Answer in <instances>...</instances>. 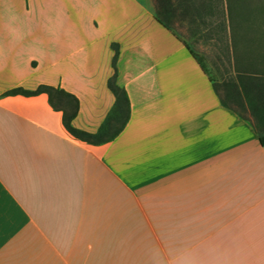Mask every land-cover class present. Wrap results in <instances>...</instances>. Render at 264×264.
I'll list each match as a JSON object with an SVG mask.
<instances>
[{
	"label": "crops",
	"instance_id": "obj_1",
	"mask_svg": "<svg viewBox=\"0 0 264 264\" xmlns=\"http://www.w3.org/2000/svg\"><path fill=\"white\" fill-rule=\"evenodd\" d=\"M113 73L128 119L100 145L4 94L59 87L93 133ZM0 264H264V143L152 0H0Z\"/></svg>",
	"mask_w": 264,
	"mask_h": 264
},
{
	"label": "trees",
	"instance_id": "obj_2",
	"mask_svg": "<svg viewBox=\"0 0 264 264\" xmlns=\"http://www.w3.org/2000/svg\"><path fill=\"white\" fill-rule=\"evenodd\" d=\"M153 1V16L155 20L162 25L165 29L177 38L188 50L189 54L195 59L201 70L207 73L208 80L220 103L223 107L229 108L230 96L233 90V112L237 116L247 121L254 133L258 137L260 144L264 143V73H260L259 69L250 64L251 62H243L237 59L240 54L233 50V85L230 83L228 77L215 78L208 73L203 67L199 56L195 52L194 46L197 44L196 38L192 37L193 29L196 27L193 17L202 21V17L208 11L212 10L211 0H152ZM220 3V31L223 34L224 46H228V39H226V28L230 18L227 4L225 9L222 5V0H215ZM245 7V4H240L239 8ZM227 8V10H226ZM246 8V7H245ZM247 9V8H246ZM256 11H261L257 8ZM247 12L244 11L243 14ZM241 13H237V15ZM233 16V30L242 21L239 16ZM184 18L193 23L192 28H188L189 34H184L176 26L175 23L182 22ZM235 26V27H234ZM191 33V34H190ZM235 39L233 37V47ZM231 45H229L230 48ZM113 56L111 58V67L114 69V62L116 59L117 51L114 45ZM231 46L230 49H233ZM236 57V58H234ZM264 60V54L261 55ZM228 59V55L226 57ZM235 64V65H234ZM108 90L113 96V103L106 113L104 119L98 126L95 132L88 133L79 130L72 126V120L75 117L78 109V102L75 96L65 92L59 87L49 85H38L32 90H23L15 88L5 92V95H22L33 96L43 93L47 98L49 106L60 113L61 125L65 132L73 139L90 144L100 145L112 140L124 127L128 119V101L124 90L117 85L115 73H113L106 82ZM246 112L248 114H246Z\"/></svg>",
	"mask_w": 264,
	"mask_h": 264
},
{
	"label": "rangeland",
	"instance_id": "obj_3",
	"mask_svg": "<svg viewBox=\"0 0 264 264\" xmlns=\"http://www.w3.org/2000/svg\"><path fill=\"white\" fill-rule=\"evenodd\" d=\"M210 3L212 10L203 15L202 21L193 17L196 27L192 28L193 23L188 22L185 18L182 22L174 24L185 35L189 34L187 27L194 30L192 37L197 40L194 49L205 70L214 77H227L226 57L229 56L231 46L233 47L234 37L235 47L233 50L241 55L237 59L245 63L251 62L250 64L255 65L261 71L260 73H264V60L261 58V55L264 54V0H222L224 9L227 4L230 14L226 28L227 50L221 40L223 34L219 25L220 3L215 0H211ZM240 4H245L247 9L244 6L239 8ZM257 8H260L261 11H256ZM244 11L247 13L243 14ZM238 12L241 15H237V17L239 16L242 21L239 22L238 19V26L233 30V16L236 17ZM229 45H231L230 48ZM246 114L248 113L246 112Z\"/></svg>",
	"mask_w": 264,
	"mask_h": 264
}]
</instances>
